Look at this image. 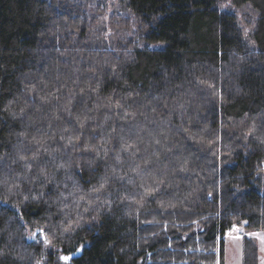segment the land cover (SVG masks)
Returning <instances> with one entry per match:
<instances>
[{"label": "trees", "instance_id": "1", "mask_svg": "<svg viewBox=\"0 0 264 264\" xmlns=\"http://www.w3.org/2000/svg\"><path fill=\"white\" fill-rule=\"evenodd\" d=\"M117 1L0 0V264H225L264 233V0Z\"/></svg>", "mask_w": 264, "mask_h": 264}, {"label": "rangeland", "instance_id": "2", "mask_svg": "<svg viewBox=\"0 0 264 264\" xmlns=\"http://www.w3.org/2000/svg\"><path fill=\"white\" fill-rule=\"evenodd\" d=\"M108 2L118 3L117 0H108ZM108 11H111L108 9ZM130 30V26H129ZM151 49L160 48L159 44H150L148 45ZM238 229V231L234 230ZM41 235L40 230L29 232L28 237L30 240H37ZM236 237H239L237 239ZM249 237L253 239L259 249V264H264V233L263 232H247L242 226H234L226 234L225 240V264H242V245L243 239ZM41 264H44L42 262Z\"/></svg>", "mask_w": 264, "mask_h": 264}, {"label": "snow or ice", "instance_id": "3", "mask_svg": "<svg viewBox=\"0 0 264 264\" xmlns=\"http://www.w3.org/2000/svg\"><path fill=\"white\" fill-rule=\"evenodd\" d=\"M234 230L238 231V229H234ZM236 238L239 239V237H236ZM63 259H64L65 261H67V260H69V257L65 256V257H63Z\"/></svg>", "mask_w": 264, "mask_h": 264}]
</instances>
